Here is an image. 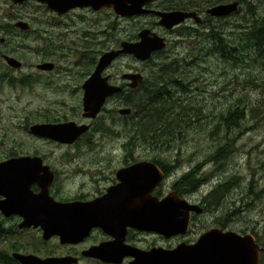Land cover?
Segmentation results:
<instances>
[{"label": "flooded vegetation", "instance_id": "obj_1", "mask_svg": "<svg viewBox=\"0 0 264 264\" xmlns=\"http://www.w3.org/2000/svg\"><path fill=\"white\" fill-rule=\"evenodd\" d=\"M245 1L249 2L250 0ZM242 2L243 0H135L134 8L139 11H148V13L120 16L113 11V6L104 4L102 0H83L80 6L68 8V10L66 8L57 9L61 13L55 10L56 8L53 9L47 5L43 0H24L21 3H15L13 0H0V113L3 108H9L7 103L9 93L17 88L16 85L23 83L29 77L30 81L26 85V91L21 93V95L33 93L32 106L24 109L29 113L27 120L29 116L35 120V117L38 118V113H42V115L55 111L58 113L51 116L44 115L43 118L46 119L31 123L27 127L24 123V130L31 138L53 145L56 154L63 151L65 147L75 150L81 143H84L85 148L93 152V157L96 156L95 159H98L89 162V165L100 164L96 168H87L86 166L84 168L80 166L78 161H75V159H80L81 156L79 155L66 157L68 155L64 154L63 157L50 155L47 157L38 153V150L34 153L18 155L12 152L0 157V164H8L3 166L7 170L6 173L13 174L15 172L12 164L16 160L39 158L41 160V167L37 170L39 178L46 179L45 173H47L51 180L45 188H42L44 183L41 180L29 181L27 189L31 195H37L43 189L47 192L49 200L67 204L98 201L108 194L106 203L100 204L99 208H106L112 212L111 221L117 219L118 202L129 209H139L148 200L155 204V209H161L162 200L165 197L180 198L188 203V208L190 207L188 213L189 228H191L196 215L203 216L212 211V206H210L212 201L208 202V200L215 190L201 195L197 194L203 186L202 181L207 179L205 175L201 176L205 168L195 175L188 172L171 181L172 177L175 176L174 171L180 167L178 160L167 163L158 157L142 158L132 154L136 149V140L124 141L126 136L121 127L130 125L131 130H135L141 119H138V115L134 116L135 110L128 107L127 104L125 105L124 100L143 95L144 89L140 87L147 82L146 80H150L145 79L147 76L146 67L153 62L152 60L156 56L164 54L171 45L175 47L179 40H189L188 47L192 50L193 55L189 61L191 71L195 68L201 69L202 78L198 80L210 82L211 86L207 87L208 89L218 88V93H224L226 85L220 88L222 83L229 84L239 81L240 85H236V90H252L253 87L248 88L244 83L248 76L254 77L256 75L255 55L249 48L245 47V44L247 42L246 33L252 26H255L258 18L254 12L245 10ZM231 3H236V12L222 17L211 16V9ZM159 12H182L189 16L179 25L167 29L159 24L160 18L157 14ZM242 15L248 16L249 19L242 21ZM142 30H149L151 34L157 36L156 38L163 39L165 48L155 52L150 59L144 62L137 61L129 55L119 56L112 61L102 71L101 78L106 85L118 87L121 91L106 98L95 118L84 117L83 85L95 71L99 58L106 52L120 49L123 42H137L139 40L137 34ZM174 34L176 41L172 42ZM27 52H36V56H40L41 59H38L36 64L27 63L21 56V53L27 54ZM158 63H161L159 67L162 64H167L161 61ZM27 72H31V74L19 75ZM155 72H152L151 76ZM129 73L141 74L143 77V81L136 88L130 87V81L122 78ZM68 77H76L79 81L70 83ZM229 78L231 79L229 80ZM50 93L59 95L60 98L51 97L49 96ZM50 98L53 100L49 101ZM44 100L48 103H43ZM69 101H74V103ZM109 105H111L110 108ZM60 106L63 107V114H59ZM234 106L235 104L232 105V109H227L224 113H229L230 110L231 116L236 118L237 110ZM121 110H129V113L121 114ZM68 111L73 112L74 116H76L75 111H77L79 113L78 119H69V116L65 115V112ZM24 120L23 122H25ZM67 123L87 126L88 129L72 144L61 143L54 138L55 133H51V136H41L32 132V128L36 125L62 126ZM59 136L61 137L60 134ZM96 136L101 138L96 139ZM227 137L230 142L228 153H234L236 139H233L234 136ZM217 141L220 142V137ZM1 145L3 144L1 143ZM103 147L109 148V151L107 154L97 156L99 152L103 153ZM85 148L82 151H87ZM65 152L66 150H64ZM230 157L231 155L228 157L215 155L209 157L208 160L213 162L218 158L228 159ZM49 159H56L57 161L53 163L48 161ZM112 159H117L116 162L119 164L113 165L115 161ZM102 162L111 166L102 165ZM140 163L153 164L156 167L154 172L163 174V179L158 181L154 177L146 183L145 180L141 181L140 177L126 176V170ZM217 169L228 171L223 165ZM235 175H240V173ZM83 176H86V181L81 180ZM239 178L240 176L233 180L227 176L224 182L217 183L220 186H227L225 187L226 192L222 193V200L218 206L228 195H238L237 187L232 188L231 183H238ZM193 181L197 182L196 189L192 188ZM166 183L171 186L163 187ZM80 184L82 187L88 184L90 191L79 190ZM164 188H168L167 192L164 191ZM27 189L25 190L26 193ZM219 190L222 191L223 188L218 189L215 193ZM0 196V201L5 199L2 195ZM195 207L201 209V214H196L194 210H191ZM128 219L129 217L126 218V220ZM23 222L22 216L11 214L6 217L0 212V242L11 244V248L16 246L18 253L33 254L40 258L70 256L76 258L77 264H79L82 256L79 257L78 254L81 255L86 250L81 247L93 237L94 232L102 233L105 238L88 245L90 247L113 240L110 235L96 227L92 228L88 236L80 243L60 245L56 236L45 240L40 226L31 225L29 228H20ZM15 235L22 239L27 236L26 243L18 242ZM147 237L150 239L147 240ZM178 237L166 238L157 233L126 227L122 242L125 246L141 250H149L153 247L173 249L177 245V241L172 244L169 242L175 241ZM9 238L13 240H9ZM55 240L60 245V253L55 255L38 252V246L42 247ZM195 240H189L187 243H193ZM162 242L167 243L162 245ZM255 242L262 247L261 242L256 237ZM13 253L1 249L0 264H19L13 259ZM263 255L264 252L261 253V258ZM85 259L97 263V260ZM129 261L130 259L126 258L122 264H129Z\"/></svg>", "mask_w": 264, "mask_h": 264}, {"label": "rangeland", "instance_id": "obj_2", "mask_svg": "<svg viewBox=\"0 0 264 264\" xmlns=\"http://www.w3.org/2000/svg\"><path fill=\"white\" fill-rule=\"evenodd\" d=\"M242 6H244L245 10L254 12L258 19L264 17V0H250L249 2L243 0ZM248 19L249 17L245 15L241 17L242 21H247ZM172 39V42L176 41L175 34ZM189 44V40H179L175 44V47L171 45L164 54L156 56L152 60L153 62L146 67L147 76L145 77V79H153L151 73L153 70H156V73L160 71L158 68L161 63L158 62L161 61L172 65L171 72L175 73L178 78L189 83L190 93L187 96L191 98V105L186 124L180 127V133L174 138L167 139L165 137L162 139L157 136L155 139L156 142L150 140L145 142L144 139H135L136 149H134L132 154L142 158L158 157L161 161L167 163L178 160L180 167L174 171L175 176L172 177L171 181L180 178L188 172L191 175H195L205 168L201 176L205 175L207 177L205 179L207 184L198 190V195L214 190L216 185H218L217 183L224 182L227 176L233 180L240 176L238 183H231L232 188L236 186L238 189L237 196L228 195L217 208H212V211L203 216L196 215L189 232L184 236H177L178 239L170 241V244L177 241L178 245L182 241L195 240L210 228H223L238 234L248 233L254 235L259 242L264 244V85H262V82L258 83V86L253 83L255 77L264 76V71L256 66V75L254 77L248 76L246 79L244 84L248 88L253 87L252 90H236V85H240L239 81H236L235 83L230 82L229 84L222 83L220 88L226 85V91L224 93H218V88L212 90L207 88L211 86L210 82L198 80L202 78L201 69L195 68L191 71L189 61L193 55L192 50L188 47ZM252 52L255 55L256 64L264 69V52ZM21 56L27 63L36 64L38 59H41L40 56H36V52L21 53ZM27 74H31V72L19 75L25 76ZM68 79L70 83L79 81L76 77H68ZM29 81L30 79L28 77L23 83L16 85L17 88L9 93L7 99L9 108H3V111L0 113V141L3 144L1 145L0 143V157L12 152L18 155L21 153H34L38 150V153L46 155L47 157L49 155L63 157L64 154L68 155L66 157L79 155L81 156L80 159H75V161H78L81 167L96 168L100 166V164L89 165V162H94L98 159H95L97 158L96 156L93 157V152L85 148L84 143H81L75 150L65 147L63 151L57 152V154H60L57 155L53 150L55 149L53 145L31 138L26 130H24V123L25 127H27L31 123L46 119L43 118L44 115L51 116L52 114L56 115L58 113V111L43 113V115L42 113H38V118L35 117V120L31 119L30 116L27 120L29 113L27 110L24 111V109L32 106L31 98L33 93H26L25 95H21V93L23 94L26 91V85ZM234 89L235 91H233ZM175 94L179 95V93ZM49 96L60 98L59 95L54 93H50ZM52 100L50 98L49 101ZM42 102L48 103L46 100ZM69 102L74 103V101ZM39 104L41 103L39 102ZM233 104H235L234 107L237 110L235 113L236 118L231 116L230 110L229 113H224ZM110 107L111 105H109ZM60 108L59 114H63V107L60 106ZM75 113L76 116H74L73 112L68 111L67 113L65 112V115L67 114L69 119H78L79 113L77 111ZM23 119H25V122H23ZM18 125L22 129H19ZM154 127H157V125H153L152 128ZM121 129L127 135L124 141L131 139L130 135L133 134V130H131L130 125L128 127H121ZM142 131L143 127L141 126V129L137 133V138ZM227 136H234L233 139H236L234 153H228L230 142ZM218 137H220V142L217 141ZM95 138L100 139L101 137L96 136ZM84 148L87 151H82ZM64 150H66L65 153ZM102 150L103 153L99 152L97 156L107 154L109 148L105 149L103 147ZM215 155L225 157L231 155V157L228 159L218 158L213 162H209V157ZM112 160L115 161L113 165L119 164L116 162L117 159ZM48 161L55 163L57 160L49 159ZM102 165L111 166L105 162H102ZM222 165L228 171H220L217 169V167ZM209 172L211 173L209 174ZM238 173L240 175H235ZM81 180L86 181V176H83ZM87 185L82 187L80 184L79 190L90 191ZM170 186V184L166 183L163 187ZM167 190L168 188H164L165 192ZM248 193H251L253 196H244ZM15 237L18 242L26 243L27 236H24L23 239L16 235ZM104 238L102 233L94 232L93 237L81 248L84 247L83 249L88 250L90 247L88 245ZM149 239L147 237V240ZM9 240L13 239L9 238ZM164 243L162 242L161 244L164 245ZM162 245L161 247H163ZM23 246L26 247L25 245ZM59 247L58 241L55 240L42 247L38 246V252L57 255L60 253ZM1 249L7 250L10 253L17 252L16 246L11 248V244H4L3 241L0 242ZM78 256L81 257L80 254ZM127 259L131 261V258ZM79 264L104 263L100 261L94 263L81 257Z\"/></svg>", "mask_w": 264, "mask_h": 264}, {"label": "water", "instance_id": "obj_3", "mask_svg": "<svg viewBox=\"0 0 264 264\" xmlns=\"http://www.w3.org/2000/svg\"><path fill=\"white\" fill-rule=\"evenodd\" d=\"M13 1L15 3H21L24 0ZM44 1L47 5L53 7V9L56 8L55 10L63 8L68 10V8L80 6L83 2V0ZM102 1L104 4L113 6V11L120 16L148 13V11L136 10L134 8L135 0ZM236 10V3H232L217 6L210 10V14L211 16L222 17ZM157 14L160 18L159 24L167 29L179 25L189 16L182 12H159ZM156 37L149 30H142L138 33L139 40L137 42H123L120 49L106 52L99 58L95 71L83 85L84 97L82 106L84 117L95 118L105 103L106 98L121 91L118 87L106 85L101 78L102 71L117 57L123 55L132 56L138 61H147L151 57V54L165 48L163 39ZM122 78L129 80L130 87L132 88H136L142 82L141 74L137 73H129ZM120 113L128 114L129 110H121ZM87 129V126H76L73 123H67L62 126L36 125L32 128V132L41 136H51V133H55L54 138L58 139L61 143L72 144ZM57 134H60L61 137H58ZM6 165L8 164H0V195L5 198L0 201V212L6 217L11 214L22 216L24 222L21 223L20 228H29L31 225L40 226L43 230L44 239H48L52 235H57L60 238L61 244H74L79 242L88 235L89 230L93 227L102 229L106 234L115 239L114 241L91 247L82 253L84 257L113 264H120L124 257L132 258L129 264H259L261 252L264 251L255 242L251 234L241 235L233 231L224 232L217 228L206 231L193 244L183 242L171 250L152 248L145 251L130 248L129 246L123 245L122 232L113 235L118 220L114 219L111 222L112 212L106 208H103L105 210L98 209L99 205L96 203L105 201L108 194L98 201L67 204L57 203L51 199V201L47 200L45 194L42 193L45 192L47 196L48 194L43 189H41V195L33 197L27 194L28 190L27 193L25 192L28 187L26 183L31 180L33 182L41 180L44 183L42 188H45L51 180L50 175L47 173H45L46 179L39 178L37 170L41 167V160L39 158L34 160H16L12 164V167L15 169L13 174L6 173L7 170L3 168ZM139 168L140 173H145L146 182L154 176L158 181H161V178L159 179V175L162 177L161 173L154 174L153 169L156 167L151 163L138 164L126 170V172ZM172 201L175 202L174 209H166L167 204H171ZM162 204L161 211H156L153 206L147 204L145 208V219L141 221L140 225L135 226V229L155 232L167 238L171 235H185L189 229L188 205L183 201L170 197L165 198ZM96 207H98V210H96ZM191 210H194L196 214H201V209L198 207L192 208ZM156 213H161L162 215L163 222L160 225L156 221ZM166 222L167 224L171 222L170 224L174 225L170 228V226L165 224ZM12 256L20 264H77V259L69 256L47 259L19 253H14Z\"/></svg>", "mask_w": 264, "mask_h": 264}, {"label": "trees", "instance_id": "obj_4", "mask_svg": "<svg viewBox=\"0 0 264 264\" xmlns=\"http://www.w3.org/2000/svg\"><path fill=\"white\" fill-rule=\"evenodd\" d=\"M246 35V48L258 53L264 52V17L258 19L255 26H252ZM254 64L264 71L262 67L256 64V60ZM158 69L160 71L152 74L153 79L146 80L147 82L141 85L140 88L144 89L142 96L124 100L125 105L127 104L128 107L135 110L134 116L138 115V119H141L136 125V129L133 130V134L130 135L131 139H144L145 142L149 140L156 142L157 136L162 139L165 137L167 139L174 138L180 133V127L186 124V119H188L187 116L191 105V98L187 96L190 93L189 83L172 73V65H168V63L162 64ZM154 71L156 70L152 72ZM260 82L264 85V76L254 78L253 83L255 85ZM175 93H179V95ZM256 109L258 110L257 107ZM153 125H157V127L152 128ZM141 126L143 131L137 138V133ZM125 136L127 137V135ZM202 184H204L203 181ZM225 187L227 186H216L215 191L209 196L208 202L212 201L210 203L212 208L218 206L222 200V193L226 192ZM192 188H197V182H192ZM220 188H223V190L215 193ZM244 196L253 195L248 193ZM254 234L257 235L256 233ZM261 246L264 247V244L261 243ZM263 261L264 255L261 264H263Z\"/></svg>", "mask_w": 264, "mask_h": 264}, {"label": "bare ground", "instance_id": "obj_5", "mask_svg": "<svg viewBox=\"0 0 264 264\" xmlns=\"http://www.w3.org/2000/svg\"><path fill=\"white\" fill-rule=\"evenodd\" d=\"M237 11V10H236ZM236 11H234V12H236ZM215 17V16H214ZM215 37H217V36H215ZM211 38V37H210ZM218 39V38H217ZM212 41V40H211ZM142 76V75H141ZM142 81H143V77H142Z\"/></svg>", "mask_w": 264, "mask_h": 264}]
</instances>
